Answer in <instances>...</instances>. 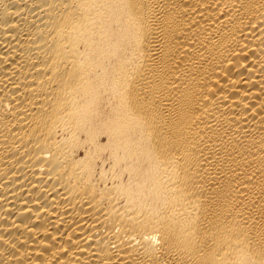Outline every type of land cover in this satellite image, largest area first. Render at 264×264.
I'll return each instance as SVG.
<instances>
[{
  "label": "bare ground",
  "instance_id": "6f19581e",
  "mask_svg": "<svg viewBox=\"0 0 264 264\" xmlns=\"http://www.w3.org/2000/svg\"><path fill=\"white\" fill-rule=\"evenodd\" d=\"M0 264H264V0H0Z\"/></svg>",
  "mask_w": 264,
  "mask_h": 264
}]
</instances>
